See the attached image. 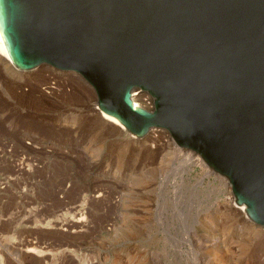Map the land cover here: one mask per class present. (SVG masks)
<instances>
[{
	"label": "rangeland",
	"instance_id": "rangeland-1",
	"mask_svg": "<svg viewBox=\"0 0 264 264\" xmlns=\"http://www.w3.org/2000/svg\"><path fill=\"white\" fill-rule=\"evenodd\" d=\"M13 66L0 64V264H264V228L235 217L228 179L183 167L166 130L105 121L75 71Z\"/></svg>",
	"mask_w": 264,
	"mask_h": 264
},
{
	"label": "water",
	"instance_id": "water-1",
	"mask_svg": "<svg viewBox=\"0 0 264 264\" xmlns=\"http://www.w3.org/2000/svg\"><path fill=\"white\" fill-rule=\"evenodd\" d=\"M0 28L17 68L79 73L102 111L139 138L166 129L264 225V0H0Z\"/></svg>",
	"mask_w": 264,
	"mask_h": 264
},
{
	"label": "bare ground",
	"instance_id": "bare-ground-1",
	"mask_svg": "<svg viewBox=\"0 0 264 264\" xmlns=\"http://www.w3.org/2000/svg\"><path fill=\"white\" fill-rule=\"evenodd\" d=\"M0 64L2 65V69L8 74V75H13V74H15V73H17V70L15 69V67L13 66V62H12V60H11V58H10V55H9V52H8V50H7V48H6V45H5V40H4V37H3V34H2V31H1V28H0ZM48 66H50V65H48ZM52 67V66H51ZM19 69V68H18ZM35 69V68H34ZM55 69V68H54ZM21 70V69H20ZM33 70V69H32ZM24 71H29V70H24ZM87 82V81H86ZM135 92H142V91H134V94H135ZM143 93H145V92H143ZM134 94H133V100H134V102H135V105L136 106H138L139 104H137V95H135L134 96ZM147 94V93H146ZM96 106H95V108L98 110V111H100L101 112V116H102V118L105 120V121H107V122H110V123H112V124H114V125H116V126H119V127H123L127 132H129L122 124H120V122L118 121V119L116 118V117H114V116H112V115H110V114H108V113H106V112H104V111H102L99 107H98V105H97V103L95 104ZM103 126V125H102ZM158 129H163V128H158ZM163 130H166V129H163ZM166 132H168L167 130H166ZM169 133V132H168ZM170 134V133H169ZM170 136H171V134H170ZM171 141L170 142H168V144H170V145H172L173 146V148H174V150H175V152L177 153V152H180L181 150L177 147V146H179L175 141H174V139L172 138V136H171V139H170ZM180 147V146H179ZM181 149H183L182 147H180ZM184 151H187L186 152V155H185V158H184V160L181 162V164L183 165V167H185L186 169H188L191 165H202V166H208L204 161H203V159L199 156V155H197V154H195V153H193L192 151H189V150H185V149H183ZM211 169V168H210ZM212 170V169H211ZM213 171V170H212ZM214 172V171H213ZM215 173V172H214ZM217 174V173H216ZM220 175V174H219ZM219 179V178H218ZM223 179V178H222ZM222 183L223 184H225L226 185V187H227V189L231 192V188H232V186H231V184H229L228 182H226L225 181V179H223V181H222ZM227 203H229V205H232L233 204V200L232 201H227ZM242 205H245V204H242ZM246 206V205H245ZM241 210H242V212L241 211H236L235 212V217L237 216L238 218H245L246 217V213H247V215H248V212H247V207H246V212H245V210H244V207H241ZM249 216V215H248ZM249 218L254 222V223H256L250 216H249ZM236 219V218H235ZM257 225H259L260 227H262V228H264V225H262V224H259V223H256ZM213 240H215V239H213ZM211 243V242H210ZM213 244V243H212ZM207 246V245H206ZM213 246V245H212ZM223 247H224V244H223ZM228 250V249H227ZM226 249H224V252H226L227 251ZM241 250H242V253H245V252H247V248H245V244L243 245V248H241ZM241 250H239V251H241ZM217 251H215V253H216ZM214 255V257H215V255L216 254H213ZM245 255V254H244ZM243 256V255H242ZM216 260H217V262H218V264H224V263H227V261H228V259L226 260V258H225V256H222V255H217V257L215 258ZM258 264H260V262H258Z\"/></svg>",
	"mask_w": 264,
	"mask_h": 264
}]
</instances>
